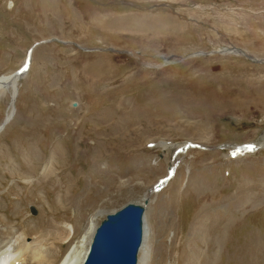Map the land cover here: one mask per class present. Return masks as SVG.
I'll return each mask as SVG.
<instances>
[{
	"label": "rangeland",
	"instance_id": "1",
	"mask_svg": "<svg viewBox=\"0 0 264 264\" xmlns=\"http://www.w3.org/2000/svg\"><path fill=\"white\" fill-rule=\"evenodd\" d=\"M31 50L0 133V225L44 258L21 264H56L167 177L150 264H264V147L230 153L264 139V0H0V75Z\"/></svg>",
	"mask_w": 264,
	"mask_h": 264
},
{
	"label": "bare ground",
	"instance_id": "2",
	"mask_svg": "<svg viewBox=\"0 0 264 264\" xmlns=\"http://www.w3.org/2000/svg\"><path fill=\"white\" fill-rule=\"evenodd\" d=\"M84 49V48H83ZM84 50H89V48H85ZM91 50H96V49H91ZM234 50V49H232ZM245 52V51H244ZM31 53L32 50L28 53L29 56V64H30V60H31ZM26 59V58H25ZM25 63V61H24ZM23 75L19 74V71L16 70L15 72H10L9 74H2L0 75V91L2 90H6L9 89L10 90V102H9V110L5 116V119H3V122L0 124V133L3 131L4 127L10 122V120L13 117V109H15V99L17 96L18 91L16 92L14 88L15 83L16 82H20L22 79ZM25 77V76H24ZM18 83H17V90H18ZM13 89V90H12ZM163 151L166 150H173V149H182L187 150L189 147H191V144H182V145H172L171 143H167L166 141H162V142H158L157 143ZM180 146V148H179ZM263 148L264 147V139H260L259 141H257L256 143L253 144H247L244 145L243 147H234L231 146L230 147V153L232 152L234 154V157L241 156V157H245L246 151H250L253 152L259 148ZM264 149V148H263ZM260 150V149H259ZM231 153V154H232ZM229 156V154H226V156ZM239 157V158H241ZM175 167H173V165L171 166L170 170L175 171ZM168 172H172V171H168ZM168 179L164 178L162 181H160L158 184L152 186V188L148 191L145 192L144 194V200L145 202H150L149 201V194L152 192L157 191L159 185H164V181H166ZM162 187V186H161ZM160 187V188H161ZM145 203V204H146ZM108 212V211H105ZM112 212V211H111ZM98 214L102 213V211H97ZM109 213V212H108ZM147 206L145 205V213H144V223H143V237H142V243L141 246L139 248V252H138V260H137V264H150L151 258L150 254H149V244H148V240H149V236L151 234V230L149 227V224L147 222ZM96 223L94 224L92 222V220L90 221L89 226L87 227L84 236L82 237V239L78 240L76 243H73L70 245V247L66 250L65 254L62 256V258L59 260V262H57L56 264H82L85 255L87 253L93 232L96 228ZM64 229H66V231L61 230V232H55V234L52 236L53 238L56 239H60L63 242H68L69 239L71 238V235L73 233V228L71 225L66 224L64 227ZM45 234V233H43ZM40 235L38 236L37 239H39L40 236H44V235ZM88 237V240L86 242V239ZM25 232L23 229H21V227H16V226H12V227H4L0 225V250L1 254H0V264H21L23 261H25V258H21V252L23 249H27L29 248L30 253H32L34 256V259H38V260H44L43 255L42 254L40 248L41 247H35V245H32L29 242H26L25 240ZM85 239V247L83 248V243L81 244V242ZM42 241V239H41ZM87 244V247H86ZM12 248H9V247ZM83 248V249H82ZM23 250V252L25 251ZM37 262V260L35 261ZM43 262V261H42ZM41 262V263H42ZM38 263V262H37ZM40 263V264H41Z\"/></svg>",
	"mask_w": 264,
	"mask_h": 264
},
{
	"label": "water",
	"instance_id": "3",
	"mask_svg": "<svg viewBox=\"0 0 264 264\" xmlns=\"http://www.w3.org/2000/svg\"><path fill=\"white\" fill-rule=\"evenodd\" d=\"M92 49L122 52L113 47ZM233 51L246 55L240 48ZM27 66L28 63L24 64L19 74L24 73ZM145 203L127 202L107 213L93 232L82 264H137L143 237ZM30 210L35 213L34 207L30 206Z\"/></svg>",
	"mask_w": 264,
	"mask_h": 264
}]
</instances>
